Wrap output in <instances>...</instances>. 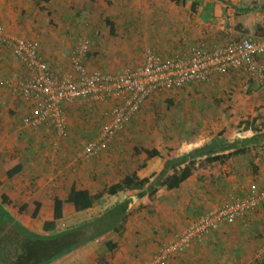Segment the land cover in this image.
Returning a JSON list of instances; mask_svg holds the SVG:
<instances>
[{
    "label": "crops",
    "instance_id": "obj_1",
    "mask_svg": "<svg viewBox=\"0 0 264 264\" xmlns=\"http://www.w3.org/2000/svg\"><path fill=\"white\" fill-rule=\"evenodd\" d=\"M93 1L96 0H0V23L6 28L9 38L35 42L41 58L52 72L65 71L69 69V58L66 60L61 55L66 51L71 53L77 45L76 41L82 36L81 39L89 41L87 36L93 34L91 24L96 17ZM103 1L112 3L113 8L124 6L123 20L133 26L126 28L127 37L118 31L117 25L111 20L106 19L105 24L107 21L112 24L113 33L106 27L109 34L117 39L116 44L121 53L141 52L140 58L136 59L139 60L138 64L148 49L163 58H173L196 46L212 48L241 37H264V0ZM81 3L85 4L86 9ZM127 38L130 40L129 45H122ZM95 39L89 41V53L96 46ZM101 64L97 63L96 58H90L87 62L90 70H97ZM108 68L103 66V69ZM234 75L232 73V78L242 91L249 90ZM236 75L244 77L240 73ZM28 76L27 70L0 42V197H7L9 204L4 208L15 222L36 234L50 236L61 232L62 225L66 224L69 227L67 230H70V227L82 222L79 220L83 215L97 213L99 200L94 201L90 209L76 212L66 199L74 185V178H79L82 172L81 163L73 159L80 138L84 135H99L105 121L103 113L112 104L87 105L76 102L65 105L67 133L63 138L58 137L50 127L37 130L25 127L22 119L29 114L35 101L22 97L18 84ZM220 77L224 76H214L211 82ZM254 86L260 89L255 82ZM82 148L79 147V151ZM12 163L18 164L21 170L12 178H7L6 167ZM263 182L264 178H260V183ZM56 198L63 202L62 218L54 221L53 230L44 231V224L53 221ZM136 198L139 197L130 198V208ZM36 204L39 208L33 217ZM139 218V215H131L129 209L126 222L117 233H108L51 264H147L160 246L171 242L175 234L184 230V226L180 227L177 222V215H172V219L168 220L169 225L163 221L158 224L157 219L154 223H147ZM77 220L78 223H75ZM108 243L115 247L110 249Z\"/></svg>",
    "mask_w": 264,
    "mask_h": 264
},
{
    "label": "rangeland",
    "instance_id": "obj_2",
    "mask_svg": "<svg viewBox=\"0 0 264 264\" xmlns=\"http://www.w3.org/2000/svg\"><path fill=\"white\" fill-rule=\"evenodd\" d=\"M81 4L85 8V4ZM123 8H113L109 1H93L96 17L91 24L93 34L87 38L90 42L96 38V46L89 53L87 62L90 58H96L97 63H102L94 71L116 73L139 62L136 59L140 58L141 52L121 53L116 44L117 39L109 34L105 24L106 19L111 20L117 25L118 31L125 35L126 28L133 26L123 20ZM128 41L129 38L123 40L122 45H129ZM69 54L66 51L61 56L68 60ZM6 60L10 61L8 58ZM103 66L109 67V70L103 69ZM234 74L233 77L251 91L245 89L243 92L232 74H229L212 82L191 84L158 94L142 107L107 149L95 158H81L82 149L79 151V147L96 137H81L73 159L81 163L82 172L79 178H74V186L85 188L93 194L103 193L108 186L133 173L139 179L151 178L152 182L162 174L168 162L212 143L219 133H223L225 145L232 147L225 153L240 148L245 153L222 163H196L191 177L175 190L156 187L153 191V188L146 186L142 191L118 193L115 196L103 193L98 199L97 213H87L79 221L83 223L92 220L127 198L139 197L131 205V215H139V219L147 223H154L157 219L158 224L163 221L167 225L172 215H177V222L180 227L184 226V232L201 216L220 208L250 184L264 188V182L260 183V178H264V93L254 86L253 80ZM144 150H157L159 156L149 159L143 153ZM61 229L64 231L69 227L65 224ZM174 258L166 264L264 262V207L259 206L253 212H246L231 227L223 226L204 236L202 240L195 241L182 256Z\"/></svg>",
    "mask_w": 264,
    "mask_h": 264
},
{
    "label": "built area",
    "instance_id": "obj_3",
    "mask_svg": "<svg viewBox=\"0 0 264 264\" xmlns=\"http://www.w3.org/2000/svg\"><path fill=\"white\" fill-rule=\"evenodd\" d=\"M0 42L27 70L29 76L18 84L22 97L35 101L22 125L34 130L50 127L58 137L67 133L64 106L76 102L87 105L111 103L99 135L82 148L80 157L89 160L107 149L113 139L140 112L152 97L191 84L210 82L214 76L240 73L253 80L264 93V37H243L223 45L196 46L173 58H163L153 50L144 51L135 67L116 73L90 70L87 66L89 41L81 39L71 51L68 70L52 72L39 54L38 45L22 38H9L0 23ZM264 206V188L250 184L241 197L226 202L195 221L152 257L147 264H166L184 254L195 241L231 226L246 212Z\"/></svg>",
    "mask_w": 264,
    "mask_h": 264
},
{
    "label": "trees",
    "instance_id": "obj_4",
    "mask_svg": "<svg viewBox=\"0 0 264 264\" xmlns=\"http://www.w3.org/2000/svg\"><path fill=\"white\" fill-rule=\"evenodd\" d=\"M106 25L110 29V32L113 33L112 24L107 21ZM249 141L252 140L250 139ZM231 148L230 145H225L223 133H219L212 143L190 152V154L185 157L173 159L168 162V166L164 168L162 174L152 180V182L150 180L151 178L139 179L133 173L125 176L119 182L108 186L103 193L108 196H115L118 193L142 191L146 186L147 188H153V191H155L154 188L156 187H164L166 190L178 189L191 177L196 163H203L206 165L222 163L231 157L245 153L243 148L225 153ZM143 153H145L149 159L159 156L157 150H144ZM20 170L18 164L12 163L6 167V177L12 178L14 175H17ZM168 171H171V173H167ZM245 191L246 190H242L241 193L233 197V199L241 197ZM103 193L90 195L88 190L77 189L73 185L66 202L72 204L76 212H81L90 209L93 202L100 199ZM231 199L232 198H230L228 202H230ZM131 202L132 200L127 198L106 210L105 213L99 217L83 222L70 230L50 236H43L29 231L15 222L4 208L5 205L9 204L7 197L1 196L0 264H51L56 259L72 250L102 238L108 233H117L122 229L126 221ZM62 207L63 202L56 198L53 204V221L44 224V231L54 229V221L62 218ZM38 208L39 205L36 204V209L32 214L33 217L37 215ZM108 246L110 249L115 247L112 243H108ZM257 264H264V262H258Z\"/></svg>",
    "mask_w": 264,
    "mask_h": 264
}]
</instances>
